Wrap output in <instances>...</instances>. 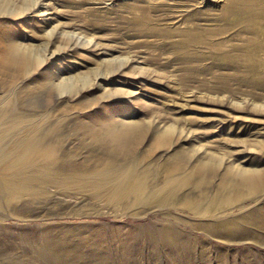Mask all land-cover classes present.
Here are the masks:
<instances>
[{"label": "rangeland", "instance_id": "374dc122", "mask_svg": "<svg viewBox=\"0 0 264 264\" xmlns=\"http://www.w3.org/2000/svg\"><path fill=\"white\" fill-rule=\"evenodd\" d=\"M10 1L17 11L0 13V34L4 26L38 52L58 51L27 77L0 69V109L23 120L15 136L41 125L37 140L54 148L55 175L84 174L96 156L112 154L82 134L102 116L190 133L188 143L152 152L147 136L136 148L138 170L164 161L176 144L214 153L221 172L264 168V0ZM71 35L77 45L67 43ZM47 74L52 82L72 77L75 87L55 100L45 88L29 94ZM160 171L148 191L161 184ZM2 176L0 169V264H62L64 254L68 264H264V227L253 221L264 217V187L219 211H194L113 204L52 181H26L17 192ZM226 219H236L239 232L219 229Z\"/></svg>", "mask_w": 264, "mask_h": 264}, {"label": "bare ground", "instance_id": "6f19581e", "mask_svg": "<svg viewBox=\"0 0 264 264\" xmlns=\"http://www.w3.org/2000/svg\"><path fill=\"white\" fill-rule=\"evenodd\" d=\"M24 7L29 6L24 5L19 12L22 13ZM7 11L16 13L17 10L15 11L10 0H0V13ZM2 30L3 33L0 34V69L4 74L10 75V79L29 76L33 70L44 63L47 58H52L58 51L50 50L49 53H45V47L41 50L42 52H38L35 47L20 42L15 31L4 26ZM66 41L70 46L77 45L78 37L71 35ZM51 75L47 74L39 80L37 85L31 87L29 94H35L34 92L45 88L48 98L55 100L66 89L72 91L75 87L76 80L74 78H63L59 82H52V78L55 76ZM27 88L30 86L28 85ZM86 102L88 104V100ZM9 114L11 115V113ZM9 114L7 108L2 106L0 109V147L8 137L14 135L18 128L20 129L23 123L20 117H10ZM40 127V124L33 123L29 130L26 129L27 131L14 135V146L3 156H0L2 178L12 183L17 192H24L28 188L26 181H52L57 185L69 183L74 187H86L95 197H105L113 204L125 200H131L134 204L167 202L181 203L194 211L201 209L219 211L224 207L234 205L249 194L259 192L264 187V168L231 166L221 172L220 166L223 160L220 157L218 158L214 153H201L200 148L197 149L191 144L189 146L176 144L174 152L164 161L150 163L143 170H138L134 166V160L138 156L136 148L147 136L150 135L149 151L152 152L158 148L170 147L179 140L188 143L191 141L190 133L188 131L184 133L183 130L173 126L161 127L157 125L151 128L149 125L141 126L134 122L128 123L126 120L121 121L115 117L103 116L89 128L84 127L85 131L82 134L84 138L87 137L90 143L111 147L112 154L106 158L96 156L95 161L90 164V169L84 174H69L60 177L55 175L50 167V162L55 156L54 148L39 143L37 140ZM58 128V126L54 127L53 133H57ZM118 158L124 160L118 162ZM159 169H161L162 175L161 184L154 190L148 191L151 173ZM216 175L220 176V180L215 184ZM196 189L200 191L201 196L207 198L206 204L202 205L199 197L194 195L193 191ZM246 220L252 221V218L246 216ZM253 221L264 227V217ZM236 223V219H226L221 221L218 226L219 229L225 230L226 235L230 236L239 232L235 230L234 224ZM216 235L218 234L216 233ZM52 250L50 251L52 252ZM68 255L64 254L62 264H68L66 262L69 259Z\"/></svg>", "mask_w": 264, "mask_h": 264}]
</instances>
